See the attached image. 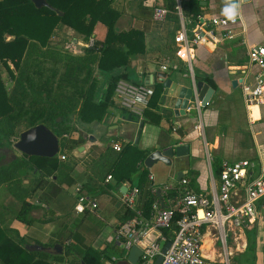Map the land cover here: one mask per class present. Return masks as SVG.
<instances>
[{
	"label": "trees",
	"instance_id": "obj_1",
	"mask_svg": "<svg viewBox=\"0 0 264 264\" xmlns=\"http://www.w3.org/2000/svg\"><path fill=\"white\" fill-rule=\"evenodd\" d=\"M201 1L188 0L183 14L198 18ZM48 3L64 15L59 16L49 8L37 9L29 0H0V65L8 71L13 83L10 88L6 85L0 68V150L12 147L24 131L45 125L63 142V154H71L84 143L82 138L74 137L78 133L77 126L103 121L119 82L131 80L127 73L118 71L126 68L133 57L145 53L144 32L117 29L121 14L113 7V0H48ZM166 7L169 13L176 12V0H167ZM98 24L107 29L102 41L93 38ZM64 27L79 34L85 43L93 40V46L85 48L84 55H74L51 44L56 31ZM95 68L97 76H94ZM103 81L108 89L101 100L98 92L103 87ZM133 84L141 85L137 81ZM151 89L153 96L144 110L142 121L160 126L164 119L160 109L163 83H156ZM22 123L27 127L19 132L17 128ZM111 143L107 142L101 156L87 168L90 177L103 184L92 189L86 183L80 191L85 189L88 194H109L113 189L122 193L124 185L138 188L144 200L146 217H150L155 202L162 200L166 206L171 203L175 210L171 227L159 233L166 236L169 242L173 241L182 219L177 203L190 191V186L175 183L172 188L163 191V187L152 183L151 173L144 165L153 151L128 143L118 152ZM216 165L215 174L220 176L221 166ZM75 166L61 161L59 157L46 159L22 154L0 166V194L4 192L21 202L16 219L30 224L33 220L29 219V214L34 206L28 199H34L39 192L45 191L54 196L61 192V186L72 187L76 183L72 177ZM30 174L33 176L30 177ZM191 175H195L194 172ZM109 176L114 184L106 182ZM27 179L29 182L25 183ZM88 194L80 196L88 197ZM84 215L87 217V213ZM133 216L134 213L124 207L119 223L123 225ZM80 224L76 222L70 230L66 229L70 231L66 237L44 245L54 247L61 244L64 253L54 255L28 250L29 240L17 230L8 228L0 217V264H65L66 257H73L71 264H113V259L106 254L109 248L117 245L104 250L94 249L86 244L78 230Z\"/></svg>",
	"mask_w": 264,
	"mask_h": 264
},
{
	"label": "crops",
	"instance_id": "obj_2",
	"mask_svg": "<svg viewBox=\"0 0 264 264\" xmlns=\"http://www.w3.org/2000/svg\"><path fill=\"white\" fill-rule=\"evenodd\" d=\"M187 4L188 0L183 2L181 15L171 11L165 22H158L154 20V11L157 8H167V0H113V7L121 14L117 29L119 31L140 30L144 32L146 42L145 53L133 57L130 64L126 68H121L118 73L129 75L131 80L125 82L133 84L137 81L150 88L156 83H162L158 75L165 73L168 79L177 84L191 86L193 81L199 80L214 90L209 104L205 108L202 107L201 110L205 138L195 130L198 112L187 111L185 114L180 113L176 116L174 110L166 107L163 102L165 92L163 89L160 109L164 119L160 126L145 124L138 144L143 150L155 151L157 148L168 147L171 140H177L181 144L189 143L192 146L190 160L188 158L178 160L172 167H169L170 180L167 183L157 184L154 175L151 174L153 176L152 183L155 186H170L172 188L175 183H181L177 179V174L182 172L183 179L188 180V184L184 186H190L191 192L212 197L214 192L218 191L220 184V176L215 174L216 163L221 166L223 161L249 160L255 165L254 176L260 174L264 169V107L255 106L248 110L244 104L241 90L243 69L248 61L247 47L264 46V0H202L201 14L198 18L183 14V7H187ZM226 16H242V23L233 29L238 33V36L218 45L208 44L197 47L193 61L194 76H192L188 64L177 56L174 38L182 28L191 31L197 26L209 23L213 18ZM106 32V27L103 24H98L93 38L102 41L105 39ZM55 36L71 43L68 49L74 55L85 54L86 43L73 30L64 27L56 31ZM94 76H97L96 68ZM234 81L237 82V87L233 85ZM102 86L98 92V98L101 100L104 99L108 89L105 81ZM124 111L126 110L119 105L115 94L102 122L86 124L90 128L78 125L79 133H76L74 137L82 138L84 143L70 155L61 154L66 156V163L76 165L72 173L76 183L68 190L65 189L66 185L61 186V192L54 196L45 191L39 192L35 196V200L28 199V202L34 206L29 214V219L33 220L32 223L25 224L16 219L15 223H5V225L26 237L30 245L44 246L63 237L66 229L72 228L75 220L78 222L82 217L81 222L83 223L92 214H97L102 205L101 197L111 198V202L107 203L109 204L113 202V196L115 201L118 200L120 203L117 204L119 208L114 212L116 219L113 224L114 236L108 241L106 247L121 246V242H118L116 238L122 225L119 223V218L124 208L120 200V195L123 192L119 193L113 189L109 194H88L85 189L82 192L80 190L86 183H89L92 189L103 184L96 178L92 179L87 168L91 162L101 156L108 141L112 142V146L118 144L124 147L128 143L135 144L138 125L129 122L128 114H125ZM222 128L225 129L222 130ZM82 146L84 150L79 152V148ZM192 172L195 175H191ZM79 174L81 175L77 178ZM83 178L84 181H82ZM25 183L28 182L25 181ZM110 183L114 184V181H110ZM124 187L131 189L128 185H124L121 190ZM80 194H88V197L96 200L99 205L96 211H87V217L74 211ZM244 196L245 191L241 187L233 197V203H241ZM68 197L74 198V206L69 205ZM159 202L162 205V200ZM47 212H55L54 217H50ZM62 214L66 216L65 224L61 231L56 232L57 228H54L53 224L58 222ZM117 225L118 227H116ZM82 226L83 224L79 227L80 231ZM263 235V218L250 227L229 231V254L223 255L220 244L217 245V248H212L214 239L206 234L205 242H210V250H204L207 264H264ZM90 246L100 250L93 245ZM45 248L53 249V247ZM217 255L223 258L222 263H211L210 261H215L213 259Z\"/></svg>",
	"mask_w": 264,
	"mask_h": 264
},
{
	"label": "built area",
	"instance_id": "obj_3",
	"mask_svg": "<svg viewBox=\"0 0 264 264\" xmlns=\"http://www.w3.org/2000/svg\"><path fill=\"white\" fill-rule=\"evenodd\" d=\"M184 1L187 0H176V12L180 15ZM168 15L167 9L157 8L153 17L158 22H165ZM242 21V16L213 18L203 26H197L191 31L182 28L177 33L175 37L177 56L188 64L192 76L195 49L202 45H218L235 39L238 33L233 29ZM93 44L94 41L91 40L86 43V48ZM247 57L241 90L244 104L249 110L255 106L264 107V46H248ZM116 96L123 109L142 121L144 110L153 96V90L144 85L120 81L116 88ZM201 110V101L196 95L190 101L187 111L198 112L195 130L205 138ZM114 149L120 152L123 147L115 144ZM208 157L212 161L210 154ZM66 159V156H60L61 161ZM254 168L255 165L249 160L223 161L218 191H215L212 197L187 192L177 203L182 219L178 223L179 230L170 242L159 231L171 227L175 214L171 203L163 209L159 201L155 202L150 217H146L143 210L144 200L140 197L139 189L132 188L122 193L120 195L122 205L134 213V216L121 225L117 232L116 240L121 242L126 251L125 264H128V256L135 246L142 251L137 264H156L160 256H163L160 264H207L203 249L206 234L214 239L212 248L215 249L220 244L222 254L228 255L229 231L250 227L260 218L264 219V169L254 176ZM112 180L113 178L109 176L106 182ZM150 180H153L152 175ZM181 183L187 185L188 180L182 179ZM241 187L244 188L245 196L241 203L235 204L232 199ZM170 188L164 186L163 191L166 192ZM98 208L96 200L82 195L77 198L74 211L77 214H85ZM168 243H171V246L163 255L162 251Z\"/></svg>",
	"mask_w": 264,
	"mask_h": 264
},
{
	"label": "water",
	"instance_id": "obj_4",
	"mask_svg": "<svg viewBox=\"0 0 264 264\" xmlns=\"http://www.w3.org/2000/svg\"><path fill=\"white\" fill-rule=\"evenodd\" d=\"M31 1L37 9L49 8L56 12L59 16H63L64 13L59 11L56 8H53L48 0H29ZM161 78L163 87L165 89L163 102L166 107L173 109L176 116L178 114H185L187 108L190 104V101L198 95L199 101H201V106L205 108L212 96L214 95V90L203 81H193L191 86H184L182 84H177L171 79L167 78L165 73H160L158 75ZM233 85L237 87V82L234 81ZM128 121L138 125V132L135 144L138 145L145 122L140 121L139 119L133 117V115L128 116ZM14 148L21 152L23 155L31 157H40L46 159H54L60 153V138L55 135L49 128L45 125L35 126L27 131H24L20 135V139L14 144ZM84 147L79 148V152H82ZM192 152V146L189 143H179L177 140H171L168 147L157 148L153 151L145 160L144 165L149 170L157 163H164L165 165L172 167L174 163L178 160L188 158L190 160ZM184 175L182 172L177 174L178 181L183 179ZM128 191L127 187L122 189L123 193ZM158 196L161 199V191H158ZM162 208L166 209L167 206L162 201ZM171 243L166 244L162 254H166L170 248ZM26 248L32 252H51L55 255L63 254V246L56 244L52 250L45 248L42 245H27ZM142 254V251L138 247H133L128 259V264H137L139 258ZM163 259V256H160L156 261V264H160ZM126 262H121L119 264H125ZM85 264V263H82Z\"/></svg>",
	"mask_w": 264,
	"mask_h": 264
},
{
	"label": "rangeland",
	"instance_id": "obj_5",
	"mask_svg": "<svg viewBox=\"0 0 264 264\" xmlns=\"http://www.w3.org/2000/svg\"><path fill=\"white\" fill-rule=\"evenodd\" d=\"M51 44L58 46L67 52H71L68 49V47L71 45V43L67 42V40H61V38H57L56 36H54ZM78 49H80V47H78ZM47 66H49V65H47ZM0 68L2 69L3 79L5 80L6 85L10 88L13 85V83L10 79L9 73L3 66L0 65ZM81 126L82 127H87V126L89 127V125L82 124V123H81ZM26 127H27V125L25 123H22L20 126H18L17 131H19V132L23 131ZM224 129L225 128H222V130H224ZM80 135H83V134H80ZM77 136H78V134H77ZM63 152H65V147L63 145V142H61V140H60V153L57 157L60 158V155L63 154ZM21 156H22V153L19 152L17 149H15L14 145L12 147H10L9 149H1L0 150V166L7 164L12 158L21 157ZM71 160L72 159L70 158V161ZM168 168H169V166L160 162V163L156 164L155 166H153L151 169H149V172L154 175L155 182L157 184L167 183L170 180L169 174H168ZM81 174H79L77 176V178H79V176ZM32 176L33 175L30 174V177H32ZM26 181L29 182L28 179ZM82 181H84V178L82 179ZM69 188H70L69 186H67V185L65 186V189L68 190ZM108 196H110V195H108ZM112 198L114 199L113 202L107 204L108 202H111V198H108L105 196L101 197L100 202L102 203V205H101V208L99 209V211L97 212V214H92L88 219H85L83 221V223L81 222L82 217L78 220V222L81 223L80 225L83 224V226H82L83 228H81V231H80V228H78V230L85 236L86 243L88 245H93L95 248L100 249V250H102V249L104 250V248L108 244V241L110 239H112L114 236L113 224L116 222L114 212L119 208L118 205H119L120 201L117 200V202H116L115 198L113 196H112ZM32 200H35V198ZM0 201H1L0 202V217H1V219L4 221V223H7V224L15 223L16 214L20 210L22 203L19 202L18 200H16L11 195L5 194L4 192H2L0 194ZM67 201L69 202L70 206H74L75 200L73 197H68ZM47 213L50 214V217H54V215H55V212H47ZM65 219H66L65 214H62V216L60 217L58 222H55L53 224V227L57 228V229H55L56 232H59L62 230V227L65 224ZM75 222H77V221L75 220L74 223ZM69 232L70 231L64 232L65 234L63 235V237H66V235L69 234ZM204 246H205L204 247L205 251L210 250V242L206 241ZM235 247H236V245H235ZM62 249H63V253H64V248H62ZM106 255L109 259L110 258L115 259V261H112L113 264H119V263L125 261L126 251L124 250V248L122 246H118V247H114V248H109L107 250ZM108 258H106V259H108ZM106 259H104L105 262L107 261ZM222 259L223 258L220 255H217L215 257V259H213L215 261H210V262L211 263H222L221 262ZM72 260H73V257H66L65 264H71Z\"/></svg>",
	"mask_w": 264,
	"mask_h": 264
},
{
	"label": "bare ground",
	"instance_id": "obj_6",
	"mask_svg": "<svg viewBox=\"0 0 264 264\" xmlns=\"http://www.w3.org/2000/svg\"><path fill=\"white\" fill-rule=\"evenodd\" d=\"M161 207H162V205H161ZM205 259H206V257H205Z\"/></svg>",
	"mask_w": 264,
	"mask_h": 264
},
{
	"label": "flooded vegetation",
	"instance_id": "obj_7",
	"mask_svg": "<svg viewBox=\"0 0 264 264\" xmlns=\"http://www.w3.org/2000/svg\"><path fill=\"white\" fill-rule=\"evenodd\" d=\"M6 153H7V152H6ZM7 154H8V153H7ZM10 161H11V160H10ZM10 161H9V162H10Z\"/></svg>",
	"mask_w": 264,
	"mask_h": 264
}]
</instances>
